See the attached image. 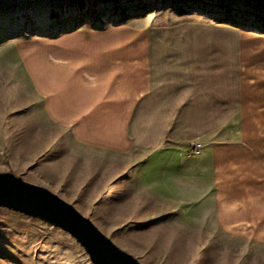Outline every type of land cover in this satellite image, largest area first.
<instances>
[{
  "label": "rangeland",
  "instance_id": "1",
  "mask_svg": "<svg viewBox=\"0 0 264 264\" xmlns=\"http://www.w3.org/2000/svg\"><path fill=\"white\" fill-rule=\"evenodd\" d=\"M202 1L0 0V173L30 183L38 148L75 128L83 130V119L74 120L73 111L64 106L83 104V33L141 30L145 14L162 3L200 4L226 11L223 21L232 32L263 48L264 0ZM250 91L248 101L263 103L264 90ZM57 102L64 108L67 127L49 119L48 106L54 116ZM197 144L190 146V156ZM232 155V186L222 194L226 199L212 202V215L200 220L193 217L198 201L192 197L208 187L175 169L161 173L154 162L151 176L137 169L135 181L120 185L119 193L109 186L101 196L94 185L83 186V201L73 203L141 264H264V177L252 166L240 169L241 152ZM63 263L92 264L68 233L0 208V264Z\"/></svg>",
  "mask_w": 264,
  "mask_h": 264
},
{
  "label": "crops",
  "instance_id": "2",
  "mask_svg": "<svg viewBox=\"0 0 264 264\" xmlns=\"http://www.w3.org/2000/svg\"><path fill=\"white\" fill-rule=\"evenodd\" d=\"M188 5L162 3L145 14L141 30L83 33V104L64 105L83 119V130L38 148L31 184L74 205L83 186L119 193L137 169L151 176L154 162L161 173L175 169L208 187L192 197L200 220L226 199L233 153L243 154L240 169L252 166L264 177V101H248L250 90H264V44L254 48L233 33L226 11ZM59 105L54 116L48 106L49 119L67 127ZM193 143L201 144L196 156Z\"/></svg>",
  "mask_w": 264,
  "mask_h": 264
},
{
  "label": "water",
  "instance_id": "3",
  "mask_svg": "<svg viewBox=\"0 0 264 264\" xmlns=\"http://www.w3.org/2000/svg\"><path fill=\"white\" fill-rule=\"evenodd\" d=\"M0 208L40 219L68 233L85 249L92 264H141L116 246L73 204L12 173H0Z\"/></svg>",
  "mask_w": 264,
  "mask_h": 264
},
{
  "label": "built area",
  "instance_id": "4",
  "mask_svg": "<svg viewBox=\"0 0 264 264\" xmlns=\"http://www.w3.org/2000/svg\"><path fill=\"white\" fill-rule=\"evenodd\" d=\"M200 147H201V144L200 143L196 145V148L198 150L196 151L195 155H198L200 153V150H199Z\"/></svg>",
  "mask_w": 264,
  "mask_h": 264
},
{
  "label": "bare ground",
  "instance_id": "5",
  "mask_svg": "<svg viewBox=\"0 0 264 264\" xmlns=\"http://www.w3.org/2000/svg\"><path fill=\"white\" fill-rule=\"evenodd\" d=\"M184 1H186V0H184ZM188 1V0H187ZM198 2H200V3H204L202 0H198ZM210 4H214L213 2H210ZM238 11H240V9H237ZM206 20V19H205ZM63 264H65V263H63Z\"/></svg>",
  "mask_w": 264,
  "mask_h": 264
}]
</instances>
